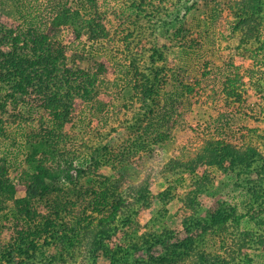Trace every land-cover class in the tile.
<instances>
[{"label": "trees", "instance_id": "16d2710c", "mask_svg": "<svg viewBox=\"0 0 264 264\" xmlns=\"http://www.w3.org/2000/svg\"><path fill=\"white\" fill-rule=\"evenodd\" d=\"M82 1L84 5L74 7L68 0H47V14L18 9L21 24L0 21V148L10 140L0 151V264H75L82 248H87L84 264H101L96 261L99 257L107 264L264 263V205L247 209L261 228L255 232L240 228L241 214L235 205L215 200L203 207L197 200L212 186L207 171L214 166L243 178L254 175L245 183V193L249 202L264 198V153L253 145L240 149L210 139L193 158L170 160V174L191 180L187 193L177 199L182 229L164 220L166 204L176 196L172 187L153 194L148 180L127 193L117 185H105L107 177L97 173L100 154L133 160L171 131V125L162 132L151 123L161 103V75L167 65L158 62L165 59L166 45L146 47L144 38L149 27L150 35L164 27L166 40H175L186 10L180 17L177 11L171 20L168 17L174 13L167 0H160L166 5L121 0L119 7L106 9V0ZM63 29L66 38L60 36ZM84 36L105 39L120 60L117 71L132 91L130 99L119 104L122 119L109 109L118 89L101 78L104 63L98 62L94 69L66 63V43ZM246 72L252 75L253 69ZM240 80L238 72L224 80L226 95L239 97L231 90ZM79 98L89 106L82 131L69 125ZM22 102L27 110L20 107ZM37 108L42 110L38 117L33 113ZM170 112L174 109L168 110L167 123ZM108 124L111 129L103 133ZM119 128L127 134L124 146L109 153L103 139ZM94 135L99 138L94 140ZM10 144L23 154L17 180L7 178L14 164L7 156ZM20 189L25 193L17 197ZM156 202H161L157 212L141 224L139 213L151 211ZM64 216L71 220L65 222ZM209 236L219 238L220 251L205 248ZM47 237L55 238L53 243L62 250L36 251L37 243Z\"/></svg>", "mask_w": 264, "mask_h": 264}, {"label": "rangeland", "instance_id": "374dc122", "mask_svg": "<svg viewBox=\"0 0 264 264\" xmlns=\"http://www.w3.org/2000/svg\"><path fill=\"white\" fill-rule=\"evenodd\" d=\"M46 1L0 0V21L21 24L22 18L18 9L28 8L33 14H47L49 9L46 7ZM20 2H23L24 6H18ZM155 2L157 5L163 4L160 0ZM166 2L169 5L167 7L174 13L168 19L172 20L177 11L180 17L186 10L182 32L171 41L166 40L167 31L164 27H160L152 35L150 33L153 29L149 27L145 30L144 40L146 47L166 45L165 59L158 62V65H167L161 75V103L159 108L155 109L151 123L162 132L167 125H171V131L163 140L150 144L145 151L140 150L133 160H116L112 159L113 155L100 154L101 165L97 173L107 177L105 185H117L121 193L130 192L132 187L146 184L147 180L153 194L168 186L172 187L176 196L166 204L164 220L170 227L177 226L182 229L183 215L177 209V199L187 193L191 180L188 176L178 178L170 174V160L193 158L210 139H220L223 143L233 144L240 149H246L250 144L264 153V0ZM68 3L74 7L84 5L82 0H68ZM119 4L121 0H106L102 7H119ZM36 19L42 20L39 16ZM66 33L67 30L62 31L60 36L66 38ZM66 44L65 59L68 65L94 69L98 62L104 63L106 69L101 73V78L103 77L106 85L118 89L115 102L109 105V109L117 114L116 117L120 116L122 112L118 110L119 104L129 100L132 91L126 77L117 71V63L120 60L106 47V40L84 36ZM138 49L140 51V48ZM250 69H253L252 75L246 72ZM236 72L240 74L241 80L235 82L231 92L238 95V98L233 95L229 97L223 91L224 80L233 78ZM24 104L22 102L20 107L27 110ZM74 106L69 125L82 131L87 123L89 106L81 98L76 99ZM173 109L174 113L170 112L172 117L167 123L168 110ZM33 111L38 117L42 110L37 108ZM120 117L122 119L123 115ZM109 125L102 129L103 133L111 129ZM115 125L117 123H112V126L117 127ZM126 136L123 128H119L104 137L103 144L107 145L109 153L117 152L119 147L124 146ZM94 138L97 140L99 137L94 135ZM9 142L10 140L1 143L0 151L5 150ZM11 145L8 146L11 152H8L7 156L13 157L14 164L9 168L7 178L17 180L22 168L23 154L12 150ZM202 170L203 167H200L198 172L202 173ZM207 172L212 186L197 198L203 207H208L215 200L235 205L241 214L240 228L260 232L261 228L256 224L257 219L249 217L247 209L252 207L257 210L258 205H264L257 202L264 201V198L258 197L257 202H249L251 198L246 195L244 188L245 183L255 176L246 174L244 178L239 177L234 172L222 171V168L216 166L208 168ZM24 193V189H20L16 196H22ZM160 206L161 202H156L151 211H141L138 215L140 223L149 222ZM64 217L65 222L71 220ZM181 234H184L183 231ZM53 242H56L55 238L47 237L45 242L37 243L35 250L48 254L61 251V246ZM218 245L219 238L209 236L205 248L212 252L220 251ZM86 250L87 248H82L75 264H84L87 259ZM96 261L101 264L108 263V260L102 257ZM256 261V264H264L261 260Z\"/></svg>", "mask_w": 264, "mask_h": 264}]
</instances>
